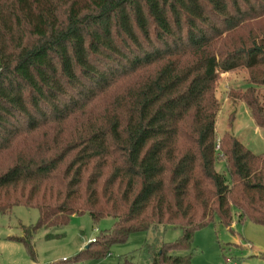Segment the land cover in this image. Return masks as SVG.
Segmentation results:
<instances>
[{
    "label": "trees",
    "instance_id": "16d2710c",
    "mask_svg": "<svg viewBox=\"0 0 264 264\" xmlns=\"http://www.w3.org/2000/svg\"><path fill=\"white\" fill-rule=\"evenodd\" d=\"M238 68L264 85V0H0V215L39 214L10 239L34 258V233L88 213L114 222L57 264L157 226L181 234L145 243L148 264H192L198 229L264 226V153L233 135L216 151L212 92Z\"/></svg>",
    "mask_w": 264,
    "mask_h": 264
},
{
    "label": "rangeland",
    "instance_id": "374dc122",
    "mask_svg": "<svg viewBox=\"0 0 264 264\" xmlns=\"http://www.w3.org/2000/svg\"><path fill=\"white\" fill-rule=\"evenodd\" d=\"M254 74L257 72L246 68L218 74L212 93L216 102L215 141L219 156H222L220 143L229 135L235 136L253 153H264V127L255 122L250 108L241 97L251 89L247 88H255L253 97L264 109V85L251 84ZM7 165H9L7 159L0 161V171H3ZM216 167L218 171L225 172L223 160L218 161ZM38 216L36 208L23 205L13 206L9 212L0 215V264H57L62 259L73 257L97 238L101 231L109 229L114 222L113 218L105 217L94 223L88 213H83L73 215L65 226L41 228L33 234L31 239L34 253L32 258L23 243L10 238L23 236V226L35 224ZM234 217L237 218V214ZM240 226L242 225L237 222V226L230 227L232 232L228 230L229 228L215 222L198 229L193 238L195 250L192 264H232L233 259L244 257V254L248 253L246 248H249V245L241 241L235 243L233 234L241 231ZM180 234V230L176 227L157 226L146 232L130 234L124 243L114 244L105 257L84 258L82 261L69 264H122L126 256L136 264H148V260L141 252L145 243L155 242L156 238L165 242L174 241ZM251 242L253 245L256 244L252 240ZM245 259L251 258L245 256Z\"/></svg>",
    "mask_w": 264,
    "mask_h": 264
},
{
    "label": "crops",
    "instance_id": "0c3cea01",
    "mask_svg": "<svg viewBox=\"0 0 264 264\" xmlns=\"http://www.w3.org/2000/svg\"><path fill=\"white\" fill-rule=\"evenodd\" d=\"M241 231L239 233H233L235 235V243L238 241L246 242L249 248H246L248 253L244 254V257L235 258L232 264H264V226L254 224L252 222H243L241 224ZM237 226V218L234 217L230 227ZM229 228L228 230L232 229ZM233 232V231H232ZM252 241L256 244L253 245ZM245 256L251 259H245ZM229 260V259H226Z\"/></svg>",
    "mask_w": 264,
    "mask_h": 264
},
{
    "label": "built area",
    "instance_id": "2783aa9c",
    "mask_svg": "<svg viewBox=\"0 0 264 264\" xmlns=\"http://www.w3.org/2000/svg\"><path fill=\"white\" fill-rule=\"evenodd\" d=\"M94 240V239H93Z\"/></svg>",
    "mask_w": 264,
    "mask_h": 264
}]
</instances>
